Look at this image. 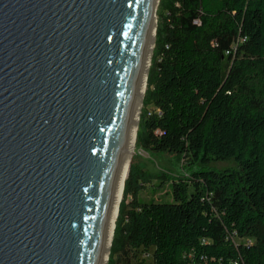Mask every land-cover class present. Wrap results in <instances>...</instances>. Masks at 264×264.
Listing matches in <instances>:
<instances>
[{"label":"water","instance_id":"95a60500","mask_svg":"<svg viewBox=\"0 0 264 264\" xmlns=\"http://www.w3.org/2000/svg\"><path fill=\"white\" fill-rule=\"evenodd\" d=\"M160 2L0 0V264H101Z\"/></svg>","mask_w":264,"mask_h":264},{"label":"trees","instance_id":"16d2710c","mask_svg":"<svg viewBox=\"0 0 264 264\" xmlns=\"http://www.w3.org/2000/svg\"><path fill=\"white\" fill-rule=\"evenodd\" d=\"M157 16L136 147L182 172L132 163L109 264H264V0H161Z\"/></svg>","mask_w":264,"mask_h":264},{"label":"bare ground","instance_id":"6f19581e","mask_svg":"<svg viewBox=\"0 0 264 264\" xmlns=\"http://www.w3.org/2000/svg\"><path fill=\"white\" fill-rule=\"evenodd\" d=\"M157 27H158L157 11H155L153 15L152 37H151V42H150L149 53L147 56L143 76H142L141 83H140V90H139L138 100L136 104L135 114H134L131 130H130L127 145H126L125 160H124L121 173L119 176L111 224H110V228L107 232V236L104 242L101 264L108 263V259L110 256V252H111V248H112V244L114 240L116 223L119 217L120 206L124 199L125 183L127 181V177L129 174L130 164L132 162V159L137 149L136 144H137L138 126H139L142 106L144 104L143 101H144V97H145L147 86H148V76H149V71H150V67L152 64L153 52L155 49V39H156Z\"/></svg>","mask_w":264,"mask_h":264},{"label":"rangeland","instance_id":"374dc122","mask_svg":"<svg viewBox=\"0 0 264 264\" xmlns=\"http://www.w3.org/2000/svg\"><path fill=\"white\" fill-rule=\"evenodd\" d=\"M157 19H158V16H157ZM143 107H144V104L142 106V110H143ZM133 162L135 164H138L142 169L152 172V173L166 172L170 176L178 177L182 172L181 162L177 160L176 158H174L173 156L150 155L149 153L141 149H138V148L136 149L135 155L132 159V163ZM217 167L226 168V167H235V165L230 164V163H222V164L220 163V164H217ZM141 199L145 201H158V202L159 201H169L171 199L170 187L167 186L164 189H157L153 186H148L142 191ZM109 261H110V256H109L107 264H109Z\"/></svg>","mask_w":264,"mask_h":264}]
</instances>
